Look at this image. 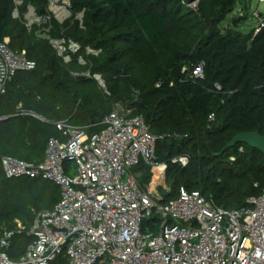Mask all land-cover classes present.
Instances as JSON below:
<instances>
[{"label": "trees", "instance_id": "trees-1", "mask_svg": "<svg viewBox=\"0 0 264 264\" xmlns=\"http://www.w3.org/2000/svg\"><path fill=\"white\" fill-rule=\"evenodd\" d=\"M50 0H27L40 14ZM236 0H71L73 17L61 26L53 19L52 37L64 35L82 45L66 63L50 40L28 30L14 18L13 0H0V41L25 52L35 62L18 72L0 97V230H17L9 250L19 257L31 242L28 234L36 212L53 209L60 200L56 184L42 178L5 176L2 157L32 163L44 160L51 138L63 139L56 122L103 128L102 120L118 103L135 108L151 131L164 138L156 148L158 161L167 164L170 191L160 201L177 198L181 187L198 190L226 209L247 205L264 190V152L245 143L220 153L239 132L264 135V26L246 33L220 27L234 11ZM83 13V27L76 19ZM264 17V14H262ZM99 50L86 54L85 48ZM204 63V76L191 77L185 66ZM90 71L91 76L80 78ZM105 82L107 92L94 77ZM219 84L221 89H217ZM21 106V107H19ZM42 116L45 120L38 118ZM214 119H210V115ZM185 155L188 164L173 162ZM139 184L147 190L152 169L141 163ZM51 264H69L65 253Z\"/></svg>", "mask_w": 264, "mask_h": 264}, {"label": "built area", "instance_id": "built-area-1", "mask_svg": "<svg viewBox=\"0 0 264 264\" xmlns=\"http://www.w3.org/2000/svg\"><path fill=\"white\" fill-rule=\"evenodd\" d=\"M13 2L12 16L22 19L28 30L39 26L38 35L50 40L64 62L80 53L82 45L63 32L51 36L53 19L61 26L72 19L71 0H50L46 14L30 3L22 13L27 0ZM256 18L258 33L264 17L259 12ZM76 19L83 27V13ZM9 42V38L0 41V97L18 72L35 67L25 52L13 50ZM85 51L99 53L91 47ZM78 62L91 64L81 54ZM185 70L191 71V77H202L204 63L185 66ZM85 75L90 77V71ZM94 77L107 92L102 77ZM102 125L100 131L89 134L67 121L56 122L64 138H51L39 163L2 157L7 178L51 181L60 190V200L53 209L36 212L28 231L32 240L19 257L13 258L9 250L16 233L25 227L16 220L17 230H0V264H51L63 253L69 264H264V190L248 198L247 205L230 210L185 187L177 198L161 202V197L140 186L134 168L141 163L151 169L167 168L156 156L157 143L164 137L154 134L135 108L120 103ZM69 161L76 163L77 174H71ZM173 162L185 166L188 157H175ZM145 220L159 222L155 233L144 232Z\"/></svg>", "mask_w": 264, "mask_h": 264}, {"label": "rangeland", "instance_id": "rangeland-1", "mask_svg": "<svg viewBox=\"0 0 264 264\" xmlns=\"http://www.w3.org/2000/svg\"><path fill=\"white\" fill-rule=\"evenodd\" d=\"M192 6L195 7L196 5H192ZM259 12L261 14H264V1L236 0L234 11L226 16V18L221 23L220 27L223 31H225L227 28L234 26V20H239L238 29L243 32L249 33L255 30V28L258 25L256 15ZM85 74L86 73H84L83 76H86ZM66 165L72 167L71 168L72 175L77 174V165L74 161H69L66 163ZM137 172L138 175L141 177L142 173L139 171ZM155 185L157 187L162 188L164 191L171 190L172 185L171 183L167 182V168L164 170L152 169L151 183H149L147 186V191H150L155 196L160 198L162 197L163 193L162 192L158 193L157 188H155ZM147 221L148 220H145L143 224L144 232L155 233L159 222L158 221L147 222Z\"/></svg>", "mask_w": 264, "mask_h": 264}, {"label": "water", "instance_id": "water-1", "mask_svg": "<svg viewBox=\"0 0 264 264\" xmlns=\"http://www.w3.org/2000/svg\"><path fill=\"white\" fill-rule=\"evenodd\" d=\"M189 3H196L197 0H188ZM80 78H84L85 76L81 75ZM9 119V117H3L0 121H5ZM238 143H245L249 146L256 148L262 152H264V135L259 131H251V132H239L237 133L223 148L220 153H223L226 149L230 147H234Z\"/></svg>", "mask_w": 264, "mask_h": 264}]
</instances>
